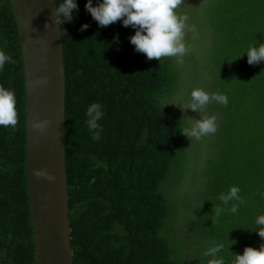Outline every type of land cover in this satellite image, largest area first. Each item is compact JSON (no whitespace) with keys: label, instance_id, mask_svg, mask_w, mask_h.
<instances>
[{"label":"trees","instance_id":"16d2710c","mask_svg":"<svg viewBox=\"0 0 264 264\" xmlns=\"http://www.w3.org/2000/svg\"><path fill=\"white\" fill-rule=\"evenodd\" d=\"M206 1L188 39L183 0H56L73 264H264V0ZM27 114L0 0V264H37Z\"/></svg>","mask_w":264,"mask_h":264},{"label":"water","instance_id":"95a60500","mask_svg":"<svg viewBox=\"0 0 264 264\" xmlns=\"http://www.w3.org/2000/svg\"><path fill=\"white\" fill-rule=\"evenodd\" d=\"M27 87V170L37 264H73L66 159V68L56 0H11Z\"/></svg>","mask_w":264,"mask_h":264},{"label":"rangeland","instance_id":"374dc122","mask_svg":"<svg viewBox=\"0 0 264 264\" xmlns=\"http://www.w3.org/2000/svg\"><path fill=\"white\" fill-rule=\"evenodd\" d=\"M206 0H183V11L180 15L181 27L186 31L187 38L195 34V23L197 22V14L199 9L206 3ZM186 36V35H185ZM185 194V192H183Z\"/></svg>","mask_w":264,"mask_h":264}]
</instances>
